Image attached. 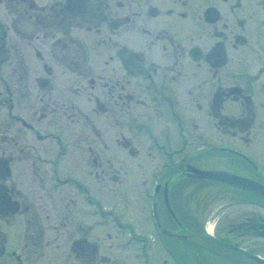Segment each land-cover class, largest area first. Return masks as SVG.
<instances>
[{"label":"flooded vegetation","instance_id":"1","mask_svg":"<svg viewBox=\"0 0 264 264\" xmlns=\"http://www.w3.org/2000/svg\"><path fill=\"white\" fill-rule=\"evenodd\" d=\"M83 1L0 0V264L264 258V0Z\"/></svg>","mask_w":264,"mask_h":264},{"label":"water","instance_id":"2","mask_svg":"<svg viewBox=\"0 0 264 264\" xmlns=\"http://www.w3.org/2000/svg\"><path fill=\"white\" fill-rule=\"evenodd\" d=\"M197 177L199 178H204V179H210V180H217V181H223L226 183H230V184H234V185H241L242 183H238L237 178H235V176L227 174V173H223V172H199V175H197ZM244 187L248 188L247 185H243ZM250 190L256 191L259 194L264 195V190H262L260 187H256V185H252L249 186ZM229 249L231 250H237V248L232 247V246H228ZM239 251V250H238ZM241 253L248 258L249 260L257 263V264H264V259L260 258L258 256H254L252 254H249L247 252L241 251Z\"/></svg>","mask_w":264,"mask_h":264},{"label":"trees","instance_id":"3","mask_svg":"<svg viewBox=\"0 0 264 264\" xmlns=\"http://www.w3.org/2000/svg\"><path fill=\"white\" fill-rule=\"evenodd\" d=\"M100 2V1H99ZM104 11V6L101 8H97L96 1L95 0H84L82 9L80 11V17L82 21H85L86 19L90 21L95 16H101ZM73 19L75 18V13L73 12ZM72 21L71 23H73ZM84 26V23L82 24Z\"/></svg>","mask_w":264,"mask_h":264},{"label":"rangeland","instance_id":"4","mask_svg":"<svg viewBox=\"0 0 264 264\" xmlns=\"http://www.w3.org/2000/svg\"><path fill=\"white\" fill-rule=\"evenodd\" d=\"M40 1H44V0H40ZM121 2V0H119V2H113V7H116V3H120ZM115 4V5H114ZM8 24V23H7ZM8 36V38H7V41H9L10 40V38L12 39V35H10V34H8L7 35ZM89 37H90V34H86V33H82V40L84 41V40H89ZM208 227H207V230L209 231V232H212V224H209V225H207ZM257 252H259L260 254L263 252V251H261L260 249H257ZM263 255H264V253H262ZM123 257V256H122ZM128 259H129V256H126Z\"/></svg>","mask_w":264,"mask_h":264}]
</instances>
